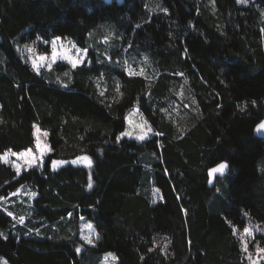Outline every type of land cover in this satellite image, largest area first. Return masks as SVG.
Returning a JSON list of instances; mask_svg holds the SVG:
<instances>
[{"label": "trees", "instance_id": "obj_1", "mask_svg": "<svg viewBox=\"0 0 264 264\" xmlns=\"http://www.w3.org/2000/svg\"><path fill=\"white\" fill-rule=\"evenodd\" d=\"M105 25L147 55L148 76L107 62L94 41L97 62L53 66L63 72L20 58L22 44L49 52L55 37L87 47ZM134 107L153 134L117 141ZM263 113L264 0H0V157L33 148L34 125L49 148L41 169L18 173L0 158V199L22 185L36 193L21 226L0 208V257L246 264L248 226L264 249V139L254 135ZM85 156L91 165L70 163ZM220 162L226 182L210 188L206 172ZM69 213L93 223V246L67 230Z\"/></svg>", "mask_w": 264, "mask_h": 264}, {"label": "rangeland", "instance_id": "obj_2", "mask_svg": "<svg viewBox=\"0 0 264 264\" xmlns=\"http://www.w3.org/2000/svg\"><path fill=\"white\" fill-rule=\"evenodd\" d=\"M119 2L121 0H118ZM208 1V0H207ZM254 0H241L238 4H249L252 3ZM209 3V2H208ZM211 3V1H210ZM116 33V30L112 28L111 26H103L99 27L98 29H95L92 34L90 35L89 39V45L87 47L81 48L79 47L73 40L70 39H63L60 38L55 43V58L53 57V44L51 39L49 41L50 49L49 52H39L37 47L35 45L30 44H22L21 45V52L20 58L25 59L28 62V64L33 68L35 71H49V70H55L56 72H63L66 69L65 68H58L55 69L53 66L57 63L66 64L69 67H72L71 63L68 60V57H72L73 59L77 60V66L82 65L79 63V60L81 56H86L85 60H88L89 62L93 61L96 63V51L93 48L94 45L92 41H94L96 44L100 43L102 44L106 51L102 54L104 59L107 62H114L115 64L121 65V62H123L125 66V70L128 74H140L143 76H148V71L151 72L149 69L150 61L147 58L146 54L143 51H139L137 46L132 45V43L128 40L125 33H122L118 36ZM115 37H117L115 39ZM75 45V47L73 46ZM77 48L81 49V52H77ZM87 49L88 52L85 54L82 50ZM95 57H94V55ZM44 56L45 59L41 60L39 57ZM55 61V62H53ZM33 64L36 65V67H33ZM180 94H182V90L179 91ZM174 106V105H173ZM175 107V106H174ZM124 133H127L122 137L128 138V139H134L137 142H142L143 140H146L153 134V127L151 125V122L147 115L144 113L143 110L134 107L130 109L125 117V128L122 131ZM121 132V133H122ZM46 132L40 130V128L37 125L33 126V134L35 138V145L33 148H26L20 151H5L1 155V161L5 164L11 165L18 173L23 171L24 169L28 168H42L44 160L46 155L49 153V148L46 143ZM140 137H143V140L140 139ZM37 141H39L40 148H37ZM42 150V151H41ZM43 152V154H42ZM12 153H17V155H13ZM20 153H24V155H19ZM84 161V159H80ZM80 161V162H82ZM88 161V160H87ZM62 164V163H61ZM55 165L52 167L56 168L59 165ZM89 164V163H88ZM226 176V175H225ZM218 178L219 181H225L226 177ZM218 179L215 181V184H217ZM213 185V186H214ZM215 187V186H214ZM218 187H216V193L218 191ZM32 193H35L34 190L29 188L26 185H22L18 188V190L11 194L10 197L0 199V208L3 209L6 213L11 212V225L15 226H21L24 223L25 218L27 215L32 213V201L36 196L32 195ZM23 218L22 222H18L20 218ZM83 216H77L69 215L66 218V223L64 222V225L66 226L67 230H70L72 232L73 228H77V234L80 240L83 241L85 245L93 246L94 241L97 237V232L95 230V227L93 223L89 220H87L85 217L81 219ZM72 220L71 222H69ZM91 224L92 228L89 229L86 227V225ZM55 228H57V225H54ZM72 228V229H71ZM247 231H243L241 233L242 243L244 250L246 251L249 246L253 247V250H248L245 252V261L246 264H260L264 261V249L258 247L254 242V235L257 232L253 226H248ZM60 236V235H58ZM85 237V239H82L81 237ZM91 240L92 243H88L87 240ZM3 260L7 261L3 257ZM116 263V256L111 253H105L102 256V259L97 264H115ZM7 264L9 262L7 261Z\"/></svg>", "mask_w": 264, "mask_h": 264}, {"label": "snow or ice", "instance_id": "obj_3", "mask_svg": "<svg viewBox=\"0 0 264 264\" xmlns=\"http://www.w3.org/2000/svg\"><path fill=\"white\" fill-rule=\"evenodd\" d=\"M240 2H241V0H237V3H240ZM161 10L166 11V10H164V9H161ZM59 39H60V37H55V38L53 39V41H52V44H53V49H52V51H53V57H54V58H55V43H56V41L59 40ZM44 42H45V43H48L47 40H45ZM73 46L75 47V45H73ZM82 51H83L85 54H87V52H88L87 49H83ZM77 52H78V53L81 52V49L77 48ZM39 58H40L41 60H44V59H45L44 56H41V57H39ZM85 59H86V56H81V58H80V60H79V63L83 64V63L85 62ZM68 60H69V62L71 63L72 68H76V67H77V60L73 59L72 57H68ZM53 62H55V61H53ZM33 67H36V65L33 64ZM140 74H142V73H140ZM118 90H119V88H118ZM100 95L102 96L103 93H100ZM253 103H255V102H253ZM257 127H258V129H264V122L260 123ZM126 134H127V133H124V132L120 133V135L116 137L117 141L120 140V137H121V136H124V135H126ZM45 135H47V134L45 133ZM140 139L143 140V137H140ZM37 148H40L39 141H37ZM41 151H42V150H41ZM12 154H13V155H17V153H12ZM42 154H43V152H42ZM19 155H24V153H20ZM80 159H81V158L78 157L77 160H73V161H71L70 163L74 165V164H76ZM83 159H84V160H88V157L85 156V157H83ZM88 162H89V164L91 165V163H92L91 160H88ZM61 163L67 164V163H69V162H68V161H58V160H52V161H51V164H52L53 166L58 165V164H61ZM227 167H228V164H227V163H225V162H220L218 165H216L215 167H212V168L209 170L208 175L211 177L212 174H213V173H216V172H219V173L223 174L224 170H225ZM89 187H90V188L92 187L91 182L89 183ZM32 195H35V193H32ZM8 215L11 216V215H12L11 212H9ZM69 215H71V213H69ZM81 219H83V217H81ZM22 221H23V218L21 217L20 220H19L18 222H22ZM86 227H88L89 229H91V228H92V225H91V224H88V225H86ZM245 231H247V229H245ZM37 234H39L38 230H37ZM0 235H3V233H0ZM81 238H82V239H85V237H83V236H82ZM87 242H88V243H92V241H91L90 239L87 240ZM79 251H80V249L77 248V252H79ZM0 264H7V261L3 260V257H0Z\"/></svg>", "mask_w": 264, "mask_h": 264}, {"label": "water", "instance_id": "obj_4", "mask_svg": "<svg viewBox=\"0 0 264 264\" xmlns=\"http://www.w3.org/2000/svg\"><path fill=\"white\" fill-rule=\"evenodd\" d=\"M262 122H264V113H263V116H262V118H261V120L260 121H258V123L256 124V126L254 127V135H256L257 137H261V138H263L264 139V129H258V125L260 124V123H262ZM75 160H77V159H75ZM81 160H79L77 163H79ZM226 163V162H225ZM218 165V164H217ZM216 166V165H215ZM215 166H213V167H215ZM212 168V167H211ZM211 168H209L208 169V171L206 172V174H207V176H208V187H213V185L215 184V181L218 179V178H222V177H224L225 175H227L228 174V172L230 171V167L228 166L225 170H224V172H223V174H221V173H219V172H216V173H213L212 174V176L210 177L209 175H208V172H209V170L211 169Z\"/></svg>", "mask_w": 264, "mask_h": 264}]
</instances>
